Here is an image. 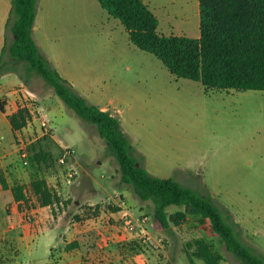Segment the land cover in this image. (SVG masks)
I'll list each match as a JSON object with an SVG mask.
<instances>
[{"label":"rangeland","instance_id":"obj_1","mask_svg":"<svg viewBox=\"0 0 264 264\" xmlns=\"http://www.w3.org/2000/svg\"><path fill=\"white\" fill-rule=\"evenodd\" d=\"M50 1L49 17L36 38L51 66L90 104L108 109L120 120L133 147L132 156L145 169L212 198L240 239L264 256V92L207 91L200 82L171 74L157 57L133 45L120 20L109 16L98 0ZM144 2H149L156 15L160 34L200 37L199 0ZM45 89L29 122L34 126L35 120L47 115L52 136L66 148L55 147L50 136V149L61 157L52 174H47L51 185L70 189L69 195L77 187L66 179L76 169L67 152L72 149L92 175L87 181L90 201L84 207L98 205L105 191L120 192L124 200L128 199L124 192L129 191L132 202L138 200L132 188L122 183L116 155L96 126L75 115L51 87ZM39 136L36 133L30 140ZM77 179L82 180L80 174ZM80 186L77 192L84 184ZM95 186L101 193L93 192ZM137 208L135 217H150L153 238L164 242L125 243L128 247L121 251L118 264H191L187 243L196 239H204L222 255L224 264H242L227 250L210 221L193 218L165 230L154 218L151 201H140ZM143 211L146 216H141ZM26 259L21 256V261Z\"/></svg>","mask_w":264,"mask_h":264},{"label":"trees","instance_id":"obj_2","mask_svg":"<svg viewBox=\"0 0 264 264\" xmlns=\"http://www.w3.org/2000/svg\"><path fill=\"white\" fill-rule=\"evenodd\" d=\"M98 2L109 16L120 20L133 45L157 57L176 77L200 82L207 91L264 92V0H199L201 35L196 39L160 34L158 19L144 0ZM36 18L37 0H12L7 23L12 39L6 38L0 77L9 71L10 64L23 63L27 73L37 74L75 115L95 125L99 136L116 155L122 183L132 188L139 201L154 204V218L161 229L176 228L193 218L210 221L227 250L242 264H264V256L240 239L212 198L199 195L172 178L153 176L132 156L133 147L121 129L120 120L110 111L90 104L41 55L33 37ZM31 116L27 107L11 115L13 130L26 128ZM51 140L50 136H44L29 145V159L46 175L52 174L61 158L50 149ZM0 183L3 190L12 192L16 201H27L24 186L11 188L2 175ZM30 187L39 207L60 204L59 194L46 179L33 180ZM100 207L94 206L96 214ZM108 207L113 211L119 209L114 205ZM173 207L180 209L170 213ZM187 256L191 264H197L196 260L204 264L223 261V256L215 253L204 239L187 243Z\"/></svg>","mask_w":264,"mask_h":264},{"label":"crops","instance_id":"obj_3","mask_svg":"<svg viewBox=\"0 0 264 264\" xmlns=\"http://www.w3.org/2000/svg\"><path fill=\"white\" fill-rule=\"evenodd\" d=\"M145 3L150 6L149 2ZM11 9L12 0H0V58L6 38L10 34L7 31V23ZM50 9V0H44L43 3L38 0L37 18L33 28V37L39 51L48 59L49 56L42 52L36 35L45 26ZM44 35L46 36V33ZM8 69L9 71L0 77V175L11 188L24 186L27 201H16L12 192L3 190L0 183V264L120 263L121 251L128 247H125V243L140 244V240L132 234L120 232V220L125 210L134 215L135 208L139 207L140 201L136 199L133 203L129 191H125L128 198L125 200L126 208L114 205L119 209L113 211L106 210L105 206L101 205L100 209L103 208L101 211L99 209L101 213L98 215L95 213L94 204L84 207L86 202L90 201L87 194L90 189L87 181L89 178L92 179V175L88 166L84 165L83 159L78 157L74 164L81 176V185L84 184V186L78 192L75 189L81 186L74 187L71 195H69L70 189L59 186L60 184L51 185L53 182L51 183L49 177L38 166L36 168L26 167L18 148L19 140L23 138L30 145L37 140H30L34 134L39 133L38 138L44 137L40 120H35L34 126L29 122L23 130L14 131L9 117L23 107L29 108L30 112H34V109L38 110L37 106L44 99L46 85L38 76L26 77L27 69L23 63L10 64ZM33 82L39 85L35 86ZM101 109L108 111L106 108ZM52 141L55 147L61 150L66 149L54 136H52ZM37 175L44 177L49 186L59 194L61 198L59 205L39 207L30 187ZM95 191L100 192L96 186L93 192ZM108 193L110 192L105 191L106 195ZM72 197L74 201H71ZM144 211L141 216H146ZM106 220H113L114 223L105 224ZM106 235H111L112 240L102 245L101 238ZM73 244H76L74 248H66ZM24 255L28 257L25 262L21 261V256ZM221 264H224L223 261Z\"/></svg>","mask_w":264,"mask_h":264},{"label":"built area","instance_id":"obj_4","mask_svg":"<svg viewBox=\"0 0 264 264\" xmlns=\"http://www.w3.org/2000/svg\"><path fill=\"white\" fill-rule=\"evenodd\" d=\"M41 121V128H42V135L43 136H51L53 134V128L51 126L50 119L44 115ZM28 126V125H27ZM19 151L21 155V159L23 160V164L26 167H33L36 168L37 165L29 159V142L21 138L19 140ZM68 155L73 159L74 162L77 161L78 156L77 153L72 150H67ZM39 172V171H38ZM79 175V172L77 169H73L67 174V183L72 184L74 186L79 187L81 185V181L77 179V176ZM104 178H109V176H103ZM37 179H44V177H39L38 175L35 177V180ZM98 205H118L122 207L123 209L126 208V202L121 196L120 192H117L115 190L111 191L107 195L104 196V198L99 202ZM96 206V205H95ZM150 218L149 217H142L137 218L134 217V215L128 211L125 210L121 220H120V226L119 230L120 232H126L132 234L134 237L139 239L142 243H154L156 245H161L164 242L163 238L160 239H154L151 231H150ZM101 241V244H105L106 242H110L112 240L111 235L103 236Z\"/></svg>","mask_w":264,"mask_h":264}]
</instances>
